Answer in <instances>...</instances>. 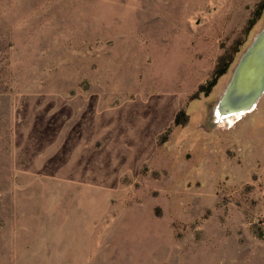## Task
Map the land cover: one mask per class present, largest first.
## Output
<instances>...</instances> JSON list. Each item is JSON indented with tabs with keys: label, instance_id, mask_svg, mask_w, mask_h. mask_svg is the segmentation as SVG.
Instances as JSON below:
<instances>
[{
	"label": "rangeland",
	"instance_id": "rangeland-1",
	"mask_svg": "<svg viewBox=\"0 0 264 264\" xmlns=\"http://www.w3.org/2000/svg\"><path fill=\"white\" fill-rule=\"evenodd\" d=\"M263 27L264 0H0V264H264V92L216 111Z\"/></svg>",
	"mask_w": 264,
	"mask_h": 264
},
{
	"label": "water",
	"instance_id": "water-1",
	"mask_svg": "<svg viewBox=\"0 0 264 264\" xmlns=\"http://www.w3.org/2000/svg\"><path fill=\"white\" fill-rule=\"evenodd\" d=\"M264 92V27L241 53L219 101L225 116L252 107Z\"/></svg>",
	"mask_w": 264,
	"mask_h": 264
},
{
	"label": "trees",
	"instance_id": "trees-1",
	"mask_svg": "<svg viewBox=\"0 0 264 264\" xmlns=\"http://www.w3.org/2000/svg\"><path fill=\"white\" fill-rule=\"evenodd\" d=\"M260 6H263V3H261ZM259 11H257L258 13ZM252 22V19L249 21V23ZM249 26H247L245 29H244V32H246V30L248 29ZM237 44V41H235V45ZM235 47V46H234ZM237 52V49L233 48L231 49L230 52H228L227 54H223V55H220L218 57V61H217V64H216V67L213 71V75H212V78L211 80L208 82L207 86H206V89H205V92L207 94V92L210 90V88L215 84V81L217 80V78L219 76H221L222 74H224V72L226 71L227 69V66L229 64V62L232 60V55L233 53ZM197 92H203V90L201 88L198 89ZM196 92V94H197ZM185 116V113L183 110H179L176 114V117L174 119V124H180L182 122V118Z\"/></svg>",
	"mask_w": 264,
	"mask_h": 264
},
{
	"label": "bare ground",
	"instance_id": "bare-ground-1",
	"mask_svg": "<svg viewBox=\"0 0 264 264\" xmlns=\"http://www.w3.org/2000/svg\"><path fill=\"white\" fill-rule=\"evenodd\" d=\"M216 111H217V116L218 117H225V114H224V111H223V109H221L220 108V106H219V104H218V106H217V109H216ZM241 113V112H240ZM228 116H230V115H228ZM147 243V242H146ZM154 245V244H153ZM205 255V254H204ZM202 258V257H201ZM207 258V257H206ZM204 262V261H203Z\"/></svg>",
	"mask_w": 264,
	"mask_h": 264
}]
</instances>
